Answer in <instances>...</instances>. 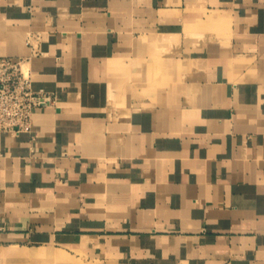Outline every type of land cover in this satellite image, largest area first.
<instances>
[{"label": "crops", "instance_id": "0c3cea01", "mask_svg": "<svg viewBox=\"0 0 264 264\" xmlns=\"http://www.w3.org/2000/svg\"><path fill=\"white\" fill-rule=\"evenodd\" d=\"M54 103L0 133V242L104 264H264V0H0V57Z\"/></svg>", "mask_w": 264, "mask_h": 264}, {"label": "built area", "instance_id": "2783aa9c", "mask_svg": "<svg viewBox=\"0 0 264 264\" xmlns=\"http://www.w3.org/2000/svg\"><path fill=\"white\" fill-rule=\"evenodd\" d=\"M31 38L30 57H0V133L14 135L29 131L34 109L54 103L51 95L32 90L30 59L41 52L37 39Z\"/></svg>", "mask_w": 264, "mask_h": 264}, {"label": "rangeland", "instance_id": "374dc122", "mask_svg": "<svg viewBox=\"0 0 264 264\" xmlns=\"http://www.w3.org/2000/svg\"><path fill=\"white\" fill-rule=\"evenodd\" d=\"M27 250L33 253H40L38 258H17L10 256H2L3 252H7L12 248ZM50 252L54 256L46 258L44 253ZM44 255V256H42ZM0 264H104L98 258L83 251L74 249H66L58 245H26L0 242Z\"/></svg>", "mask_w": 264, "mask_h": 264}, {"label": "bare ground", "instance_id": "6f19581e", "mask_svg": "<svg viewBox=\"0 0 264 264\" xmlns=\"http://www.w3.org/2000/svg\"><path fill=\"white\" fill-rule=\"evenodd\" d=\"M37 255L41 256L40 253L38 254V253L29 252L27 250L19 249L17 247H14L11 250L2 253V256H10V257H17V258H38ZM44 255L46 258H52V256H54L50 252H46L44 253Z\"/></svg>", "mask_w": 264, "mask_h": 264}]
</instances>
